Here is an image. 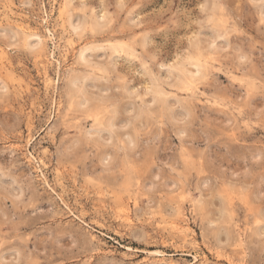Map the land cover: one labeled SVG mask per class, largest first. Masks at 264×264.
Instances as JSON below:
<instances>
[{"label":"rangeland","instance_id":"1","mask_svg":"<svg viewBox=\"0 0 264 264\" xmlns=\"http://www.w3.org/2000/svg\"><path fill=\"white\" fill-rule=\"evenodd\" d=\"M0 264H264V0H0Z\"/></svg>","mask_w":264,"mask_h":264},{"label":"bare ground","instance_id":"2","mask_svg":"<svg viewBox=\"0 0 264 264\" xmlns=\"http://www.w3.org/2000/svg\"><path fill=\"white\" fill-rule=\"evenodd\" d=\"M124 212V211H123ZM126 216V215H125ZM128 219V218H127ZM181 225V224H180Z\"/></svg>","mask_w":264,"mask_h":264}]
</instances>
